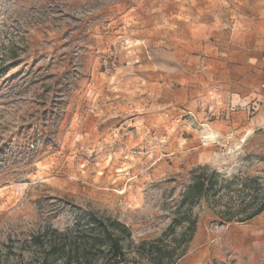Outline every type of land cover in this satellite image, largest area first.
<instances>
[{
  "label": "rangeland",
  "instance_id": "374dc122",
  "mask_svg": "<svg viewBox=\"0 0 264 264\" xmlns=\"http://www.w3.org/2000/svg\"><path fill=\"white\" fill-rule=\"evenodd\" d=\"M263 57L264 0H0V264L81 212L120 264H264V212L219 218L264 201V113L228 107Z\"/></svg>",
  "mask_w": 264,
  "mask_h": 264
},
{
  "label": "trees",
  "instance_id": "16d2710c",
  "mask_svg": "<svg viewBox=\"0 0 264 264\" xmlns=\"http://www.w3.org/2000/svg\"><path fill=\"white\" fill-rule=\"evenodd\" d=\"M215 186L209 180L206 186L204 181L198 182L194 189L202 195L214 191ZM191 191L192 188H188L187 197ZM250 206L253 207L239 217L226 210L219 218L224 224L243 223L264 212V201ZM120 230L126 229L119 222L81 212L75 215L72 227L64 231L48 227L44 232L32 235L29 241L30 246L40 253L37 264H120L124 258L121 237L117 234Z\"/></svg>",
  "mask_w": 264,
  "mask_h": 264
},
{
  "label": "crops",
  "instance_id": "0c3cea01",
  "mask_svg": "<svg viewBox=\"0 0 264 264\" xmlns=\"http://www.w3.org/2000/svg\"><path fill=\"white\" fill-rule=\"evenodd\" d=\"M249 64L259 71L257 83L252 88L241 89L231 93L228 107L232 111L239 109L243 113H250L251 109L257 110L264 107V57L254 59ZM251 124L254 127L263 126L264 115L262 113L257 114L252 119ZM210 130L214 131L216 135H221V137L225 136L226 131H233L229 122L225 126L216 122L211 125Z\"/></svg>",
  "mask_w": 264,
  "mask_h": 264
},
{
  "label": "built area",
  "instance_id": "2783aa9c",
  "mask_svg": "<svg viewBox=\"0 0 264 264\" xmlns=\"http://www.w3.org/2000/svg\"><path fill=\"white\" fill-rule=\"evenodd\" d=\"M263 88H264V86H263ZM263 113H264V107L262 108V110H261Z\"/></svg>",
  "mask_w": 264,
  "mask_h": 264
},
{
  "label": "bare ground",
  "instance_id": "6f19581e",
  "mask_svg": "<svg viewBox=\"0 0 264 264\" xmlns=\"http://www.w3.org/2000/svg\"><path fill=\"white\" fill-rule=\"evenodd\" d=\"M210 137H212V135H211ZM212 138H213V137H212Z\"/></svg>",
  "mask_w": 264,
  "mask_h": 264
}]
</instances>
